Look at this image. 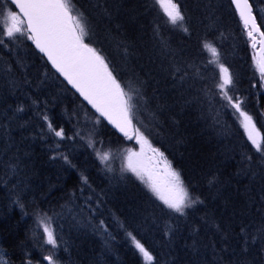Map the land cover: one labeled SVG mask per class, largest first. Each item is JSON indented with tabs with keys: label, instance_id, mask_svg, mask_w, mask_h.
I'll use <instances>...</instances> for the list:
<instances>
[{
	"label": "trees",
	"instance_id": "trees-1",
	"mask_svg": "<svg viewBox=\"0 0 264 264\" xmlns=\"http://www.w3.org/2000/svg\"><path fill=\"white\" fill-rule=\"evenodd\" d=\"M98 1L101 6L96 13L102 11L114 22L112 25L92 14L88 18L91 39L115 67L118 79L139 89L133 117L135 134L138 129L164 154L181 175L189 194L202 202L181 215L153 198L139 179L118 175L121 167L101 162L90 145L96 149V142H103L104 146L117 147L131 140L119 137L99 121L35 52L30 40H6L0 29V40L4 41L0 44V258L6 264H39L44 248L39 239L36 241L38 229L32 217L45 215L60 235L58 242L65 248L70 246L72 257L80 264H237L241 260L264 264L259 242L252 244L248 252L241 251L240 232L245 226L247 233L256 234L264 226V157L244 133L238 120L241 116L217 87L222 82V64L233 80L228 95L240 102L264 136V78L252 40L231 1L175 0L185 14L183 25L175 28L153 0ZM253 3L264 32L259 11L264 10V2ZM210 22L214 23L207 28ZM228 24L239 33L241 46L230 40ZM153 27L157 39L153 38ZM159 42L170 48L162 60L150 55ZM205 43L216 48V57L203 47ZM116 46L135 58L125 65ZM164 57H169L165 58L167 66ZM174 66L184 70L173 74L168 68ZM188 68L191 76L185 71ZM154 82H158L155 88ZM209 101L214 106H208ZM49 123L52 129H63V139L55 136ZM93 129H97V135ZM110 142L112 145H106ZM62 156H67L68 162ZM243 173L247 175L242 178ZM132 237L151 253V262L143 258Z\"/></svg>",
	"mask_w": 264,
	"mask_h": 264
},
{
	"label": "snow or ice",
	"instance_id": "snow-or-ice-1",
	"mask_svg": "<svg viewBox=\"0 0 264 264\" xmlns=\"http://www.w3.org/2000/svg\"><path fill=\"white\" fill-rule=\"evenodd\" d=\"M11 4L19 10H9L7 13V26L3 29V35L15 39L17 34L26 36V38L35 44V47L43 53L52 66L59 72L69 84L101 116L105 117L117 129L128 136V129L133 126L135 101L140 98L139 89H135L131 84H124L118 79L116 69L108 58L103 54L102 49L93 46L91 39L92 29L89 19L83 12L75 7L72 0H10ZM156 3L163 7V11L168 18V23L182 26L185 21V14L182 12L180 5L175 0H156ZM240 12L241 19L248 30V36L255 41L256 34L262 38L260 43L264 45V32L260 31L256 18L252 15L251 5L248 0H233ZM184 31H188L187 28ZM4 43L0 40V44ZM208 49L213 57H216L217 50L211 44L203 45ZM259 71L264 76V60L259 62ZM179 72V69L176 70ZM222 82L217 87L222 91L227 102L236 109L243 117V127L247 132L248 139L251 141L255 150L264 157V136H261L252 122V118L242 110L238 100L234 101L229 96L227 89L232 85V76L228 69L220 65ZM183 79V77H181ZM47 120V116L44 117ZM49 129L54 131L55 136L64 138L63 129H52L49 123ZM138 142L142 145L148 141L139 133L137 129ZM97 157L101 162H107L110 154L106 151L95 149ZM164 164L165 181L161 183L151 171H147L137 161L141 153L129 150L127 155V170L133 172L137 177L144 181L151 191L159 200L181 215L185 214V209L191 208L199 201L193 198L180 174L176 172L171 164L164 159L163 153L153 149ZM68 162L67 156H62ZM249 159H251L249 157ZM159 162V161H158ZM145 174L147 179H145ZM87 183V179L84 178ZM44 232L47 234V242L53 247L56 246L57 240L54 230L50 226V220L42 221ZM103 225V221H101ZM241 232V251L246 253L252 244L259 242L260 251L264 252V226L257 229L256 234H249L242 226ZM131 237V233L128 234ZM136 248L142 253L146 261H152L153 256L139 241L132 237ZM45 259L49 264H56L52 256ZM0 264H6L0 258ZM237 264H250L244 260L238 261Z\"/></svg>",
	"mask_w": 264,
	"mask_h": 264
},
{
	"label": "rangeland",
	"instance_id": "rangeland-1",
	"mask_svg": "<svg viewBox=\"0 0 264 264\" xmlns=\"http://www.w3.org/2000/svg\"><path fill=\"white\" fill-rule=\"evenodd\" d=\"M78 2H79V5H80V7L78 6V4L76 3V0H73V2H74V4L76 5V7L78 6L79 8H80V10H81V12H83L84 14H85V16H87L88 18L93 14L94 16H93V18H95V17H99L98 19H102V20H104L105 18L108 20L109 19V16L107 15V14H105L104 12H102V11H98V14L96 13V11L98 10V6L100 7L101 5H99V1L98 0H89V4H88V2L87 3H85V2H83L82 0H77ZM81 1V2H80ZM153 1H155V3H156V0H153ZM257 1H260L261 3H263L264 2V0H257ZM92 4V5H91ZM157 4V6L159 7V9H160V12L163 14V16H165V18L168 20V18H167V16H166V14L164 13V11H163V7L160 5V4H158V3H156ZM9 10H12V11H15L13 8H11V9H8V8H5L4 7V5L3 4H1L0 5V29H1V31H2V33H3V29L7 26V13H8V11ZM259 11L261 12V14H262V16H263V20H264V10H262V9H260L259 8ZM94 12V13H93ZM96 20H97V18H96ZM97 21H99L100 23H102L100 20H97ZM214 22H210L209 24H208V26H207V28H210V26L213 24ZM169 25L172 27V28H175L176 27V25H172L171 23H169ZM153 29H154V32H153V38L154 39H156V28H154L153 27ZM229 29H231V30H233L232 28H229ZM101 37V36H100ZM108 38V40L109 41H111L112 40V38H111V36H109V37H107ZM4 39H6V40H9V41H12V40H16V41H18V42H23V43H25V42H29L28 40H27V38H26V36H21V35H19V34H17V37L15 38V39H12V38H8L6 35H4ZM25 41V42H24ZM14 42V41H13ZM29 43H31V42H29ZM20 44H22V43H20ZM161 45V46H160ZM117 47V46H116ZM166 45L164 46V44L163 43H161L160 44V42H159V47L158 46H156V48H157V50H156V48H155V57H157L158 56V58L159 59H161L165 54H167L165 51H169V49H168V47H166ZM163 49V50H162ZM116 50H117V53L118 52H120V54H121V56L123 57V59L125 60V65L127 64L128 65V63L129 62H127V61H130V59H129V57L127 58V56H126V53H125V51H123L122 49H120V48H116ZM151 51V54L150 55H154V53ZM158 53V54H157ZM162 56V57H161ZM128 60H127V59ZM133 58H135V55H134V57ZM163 59V58H162ZM161 59V60H162ZM124 65V66H125ZM126 67V66H125ZM175 67V66H174ZM174 67H171V71L172 72H174V73H178L177 71H176V69H173ZM167 69V68H166ZM170 69V68H169ZM219 70H220V68H219ZM222 75V74H221ZM188 105V104H187ZM186 105V106H187ZM238 115H240V113L238 112ZM241 116V115H240ZM238 120H239V123H240V125H241V127H242V129H243V131H244V133L246 134V136H247V132H246V130H245V128L243 127V117L241 116V118H238ZM92 122H94L95 121V119H93V120H91ZM100 121V120H99ZM97 122H98V120H97ZM252 122H253V120H252ZM253 124H254V122H253ZM255 125V124H254ZM256 127V126H255ZM256 129H257V127H256ZM97 129H93V133L95 134V135H97V133H98V131H96ZM260 133V132H259ZM261 135V134H260ZM247 138H248V136H247ZM251 142V141H250ZM103 144H105V143H101V142H96V149L97 150H102V151H106V152H108L109 154H110V158H109V160L107 161V162H109L110 163V165H115L116 164V166H118V167H121L120 169H119V174L118 175H121V176H129V177H131V178H133L134 180H136V179H139L140 181H141V186L153 197V198H157L158 199V197L151 191V189L148 187V185L144 182V181H142L139 177H137L133 172H131V171H128L127 170V167H126V165H127V155H128V152H129V150H131L132 152H136V153H141L142 152V155L141 156H139V158H138V163L140 164V165H142L143 166V168L144 169H146L147 171H151V172H153V174H154V176L161 182V183H163L164 181H165V179H166V177L164 176V172H163V169H164V164H163V162L162 161H160V158H159V156H158V154L156 153V152H154L153 151V149H155V150H158V152L159 153H162L159 149H157L156 147H154L150 142H148L147 144H144V145H142L141 143H139L138 142V137H137V135H134V137L132 138V140L131 141H127V144L126 145H123V144H119V146H117V147H108V146H104ZM113 144H117V143H113ZM106 145H112V142H110V143H107ZM163 157H164V159H166V157L164 156V154H163ZM167 160V159H166ZM159 161V162H158ZM180 177H181V175H180ZM145 179H147V175L145 174ZM181 180H182V177H181ZM183 181V180H182ZM161 201V200H160ZM161 204L162 205H164L163 204V202L161 201ZM164 206H166V205H164ZM167 207V206H166ZM173 211V210H172ZM34 220H36V221H38L36 224V227H37V229H38V231H39V233H38V235H40V239H39V236L37 235L36 237H37V239H36V241H38V239L40 240V242H41V247L42 248H44V251L42 250V252L43 253H41L40 254V263L39 264H49L44 258H46V257H48V256H52L54 259L53 260H55V259H57V260H55L56 261V263L57 264H64V263H62L61 261H60V259H59V255H60V251L61 250H64V249H66V248H64L65 246L64 245H62L60 242H58V233H57V231L55 232V229L53 228V226H52V223H51V220H50V218L49 217H47V216H39V217H37V218H35V217H32ZM48 220H50V226H51V228L54 230V234H55V237H56V240H57V244H56V246L55 247H53V245H51V244H49L48 242H47V234L44 232V226H43V223H42V221H48ZM42 233V234H41ZM28 242V241H27ZM135 244V243H134ZM39 250H41V249H39ZM139 251V250H138ZM62 252V251H61ZM55 253V254H54ZM57 253V254H56ZM59 253V254H58ZM45 254V255H44ZM54 255H56V256H58L57 258H56V256H54ZM143 256V255H142ZM144 258V257H143ZM46 262V263H44V262ZM59 262V263H58ZM149 262V261H148ZM151 262V261H150Z\"/></svg>",
	"mask_w": 264,
	"mask_h": 264
},
{
	"label": "bare ground",
	"instance_id": "bare-ground-1",
	"mask_svg": "<svg viewBox=\"0 0 264 264\" xmlns=\"http://www.w3.org/2000/svg\"><path fill=\"white\" fill-rule=\"evenodd\" d=\"M231 1V0H230ZM248 2H249V4L251 5V7H253V5H254V3H253V0H248ZM0 3L1 4H3L4 5V7L5 8H8V9H11V8H14V6L8 1V0H0ZM72 3L74 4V2H73V0H72ZM75 5V4H74ZM75 7H76V5H75ZM77 9H79V7L77 6L76 7ZM236 16L238 17V19H239V21H240V23L243 25V27H244V29L246 30V32H247V36H248V30H247V28L245 27V25L241 22V17L236 13ZM105 21H107L108 23H113L114 22V18L113 17H109V19L107 20L106 18H105ZM232 22V21H231ZM156 23H159V22H157L156 21ZM155 24V23H154ZM233 24V23H232ZM231 24V25H232ZM113 25V24H112ZM231 25H229L228 24V36L230 37V40L232 41H235L236 43L235 44H238L239 46H241V42H240V37H239V33L237 32V31H233L234 30V26H231ZM157 26H159L158 24H157ZM161 26V25H160ZM162 27V26H161ZM155 28V27H154ZM158 28V27H157ZM224 28V27H223ZM229 28H232L233 30H231V29H229ZM161 30H163L162 28H161ZM168 31V30H167ZM214 32H215V30H214ZM223 32H225V31H223ZM220 33V32H219ZM226 33V32H225ZM168 34V33H167ZM178 34V33H177ZM176 34V35H177ZM223 34V33H222ZM175 35V34H174ZM173 35V36H174ZM93 35L91 34V37H92ZM168 36H169V34H168ZM172 36V37H173ZM226 36H227V34H226ZM226 36H224V38L226 37ZM181 37V36H180ZM184 37V36H183ZM219 37V36H218ZM221 37H223V36H221ZM249 37V36H248ZM169 38V37H168ZM171 38V37H170ZM178 38V37H177ZM212 38H214V37H212ZM220 38V37H219ZM100 39V38H99ZM157 39V38H156ZM163 39V38H162ZM174 39H176V38H174ZM184 39V38H183ZM215 39V38H214ZM221 39V38H220ZM161 40V39H160ZM159 40V41H160ZM164 40V39H163ZM169 40V42H172V41H170V39H168ZM219 40V39H218ZM222 40V39H221ZM180 41H181V38H180ZM183 41V40H182ZM189 41V40H188ZM32 42V41H31ZM156 42V41H155ZM186 42V41H185ZM185 42H183L184 43V45H185ZM219 43V42H218ZM234 43V42H233ZM156 44H158V43H156ZM171 44V43H170ZM172 44H174V42L172 43ZM188 44V43H187ZM186 44V45H187ZM194 44H195V41H194ZM200 44V43H199ZM214 44V43H213ZM159 45V44H158ZM167 45V44H166ZM175 45H176V43H175ZM216 45H218V44H216ZM221 45V43L219 44V46ZM129 46V45H128ZM161 46V45H160ZM170 46V45H169ZM174 46V45H173ZM172 46V47H173ZM189 46V45H188ZM188 46H186V47H188ZM130 47V46H129ZM133 47V46H132ZM191 47V46H190ZM221 47V46H220ZM236 47H237V45H236ZM131 48V47H130ZM166 48V47H165ZM199 48H201V46L199 45ZM168 49H170V48H168ZM184 48H182V50H183ZM188 49V48H187ZM187 49H185V50H187ZM198 49V47L196 48V50ZM237 49V48H236ZM240 48H238V50H239ZM131 50V49H130ZM132 50H134V49H132ZM157 50V49H156ZM163 50V49H162ZM175 49H173V51H174ZM190 50H192V49H190ZM195 50V51H196ZM200 50V49H199ZM152 51V50H151ZM153 52V51H152ZM166 53H167V51H165ZM181 52V51H180ZM187 52H189V50H187ZM197 52V51H196ZM238 52V51H237ZM133 53H136L135 51L133 52ZM154 53V52H153ZM173 53V52H172ZM172 53H170L171 54V56H172ZM175 53V52H174ZM186 53V52H185ZM190 53V52H189ZM158 54V53H157ZM176 54V53H175ZM182 54V53H181ZM188 54V53H187ZM196 54V53H195ZM199 54H201L200 52H199ZM133 54L132 53H130V52H127L126 51V56H127V58L129 57V59L130 58H133V56H132ZM154 55H155V53H154ZM180 55V54H179ZM179 55H177V56H179ZM185 55V54H184ZM165 56V55H164ZM170 56V55H169ZM174 56V55H173ZM177 56H176V58H177ZM186 56V55H185ZM190 56H192L191 54H190ZM198 56V55H197ZM196 56V57H197ZM199 56H201V55H199ZM158 57V56H157ZM162 57V56H161ZM179 57H181V56H179ZM126 58V59H127ZM165 58H168L169 59V57H164V61H165ZM186 58V57H185ZM168 59L165 61V62H167L168 61ZM184 59V58H183ZM183 59L182 60H179L178 62L176 61V63H179L180 61H183ZM188 59H190V58H188ZM192 59V58H191ZM193 59H195L196 61H197V59L196 58H193ZM128 60V59H127ZM174 60H175V58H174ZM187 60V59H186ZM195 60H192V61H195ZM226 60H228V58L226 59ZM131 61V60H130ZM173 61V60H172ZM184 61H185V59H184ZM190 61V60H189ZM188 61V62H189ZM199 61V60H198ZM127 62H129V61H127ZM170 62V61H169ZM199 62H202V61H199ZM204 62V61H203ZM242 62V61H241ZM240 62V63H241ZM173 63H174V61H173ZM183 63H185V62H182V65H183ZM193 63V62H192ZM192 63H191V66H192ZM243 63V62H242ZM167 64H168V62L166 63V66H167ZM171 64V63H170ZM180 64V63H179ZM190 64V63H189ZM197 64H200V63H197ZM162 65V64H161ZM172 65V64H171ZM178 65V64H177ZM176 65V66H177ZM239 65H242V64H239ZM183 66H185V65H183ZM190 66V67H191ZM162 67V66H161ZM161 67H159V68H161ZM165 67V66H164ZM187 67V66H186ZM199 67H200V65H199ZM240 67V66H239ZM154 68V67H153ZM177 67H174L173 69H176ZM185 68V67H184ZM192 68V67H191ZM197 67H196V65H195V70L197 71V69H196ZM201 68H203L202 66H201ZM245 68V67H244ZM243 68V69H244ZM155 69V68H154ZM154 69H153V71H154ZM164 69V68H163ZM166 69V68H165ZM164 69V70H165ZM169 69V68H168ZM183 69V68H182ZM147 70V69H146ZM149 70V69H148ZM147 70V71H148ZM151 70H152V68H151ZM150 70V71H151ZM167 70V69H166ZM172 69L170 68V71H171ZM181 69H179V71H180ZM184 70V69H183ZM183 70H181V72H180V74L182 73V71ZM189 70V68L187 69V70H185V71H187V73L189 72L188 71ZM53 71V70H52ZM127 71V70H126ZM152 71V72H153ZM156 71V70H155ZM158 71V70H157ZM163 71V70H162ZM192 71L194 72V70L192 69ZM200 71V70H199ZM204 71V70H203ZM202 71V72H203ZM245 71V70H244ZM243 71V72H244ZM54 72V71H53ZM123 72V71H122ZM124 72H125V70H124ZM149 72V71H148ZM147 72V73H148ZM160 72V71H159ZM167 72V71H166ZM172 72V71H171ZM192 72V73H193ZM55 73V72H54ZM155 73V72H154ZM163 73V72H162ZM169 73V72H168ZM179 73V72H178ZM197 73V72H196ZM195 73V74H196ZM199 73H201V72H199ZM245 73V72H244ZM244 73H242L243 75H244ZM56 74V73H55ZM156 74V73H155ZM159 74H161V73H159ZM173 74H174V72H173ZM176 74V73H175ZM190 74V76H191V73H188V75ZM202 74H204V73H202ZM241 74V75H242ZM246 74V73H245ZM57 75V74H56ZM152 75V74H151ZM150 75V76H151ZM167 75V77H168V75L169 74H166ZM171 75H172V73H171ZM187 75V74H186ZM206 75V74H205ZM247 75V74H246ZM58 76V75H57ZM163 76V75H162ZM180 76V75H179ZM185 76V75H184ZM189 76V77H190ZM195 76H197V74L195 75ZM195 76L193 77V80H194V78H195ZM59 77V76H58ZM152 77V76H151ZM164 77V76H163ZM172 77H174L173 75H172ZM176 77H178V75H176ZM181 77V76H180ZM239 77H240V74H239ZM60 78V77H59ZM153 78V77H152ZM156 78V77H155ZM175 78V77H174ZM187 78V77H186ZM207 78H208V75H207ZM210 78V77H209ZM208 78V79H209ZM61 79V78H60ZM159 79H160V77H159ZM162 79V78H161ZM165 79V78H164ZM188 79V78H187ZM191 79H192V77H191ZM202 79V78H201ZM205 79V78H204ZM62 80V79H61ZM166 80V79H165ZM170 80V79H169ZM179 80V79H178ZM207 80V79H206ZM210 80V79H209ZM243 80H244V77H243ZM63 81V80H62ZM153 81H155V80H153ZM163 81L164 80H162V82H160L161 84L163 83ZM167 81V80H166ZM171 81V80H170ZM174 81V80H173ZM173 81H171V82H173ZM187 81V80H186ZM199 81V80H198ZM202 81L204 82V80L202 79ZM208 81V80H207ZM144 82V81H143ZM187 82H189V83H191L190 81H187ZM212 82V81H211ZM245 82V81H244ZM63 83L68 87V85L63 81ZM155 83L156 82H154V88H155ZM177 83V82H176ZM182 84H183V82H181ZM186 83V82H185ZM195 82L193 81V84H194ZM247 83V82H246ZM157 85H158V82L156 83ZM164 84H166V83H164ZM172 84V83H171ZM171 84H169V85H171ZM181 84V85H182ZM211 84H213V82L211 83ZM243 84V83H242ZM163 85V84H162ZM169 85H168V87H169ZM177 85V84H176ZM191 85H192V83H191ZM248 85V84H247ZM140 86V85H139ZM149 86H150V83H149ZM148 86V88H150ZM164 86V85H163ZM206 86H210V85H206ZM160 87V86H159ZM173 87H175V86H173ZM242 87H243V85H242ZM156 88H158V87H156ZM165 88H166V86H165ZM176 88V87H175ZM181 87L179 86V89H180ZM193 88V87H192ZM206 88H208V87H206ZM68 89L70 90V91H72L69 87H68ZM169 89V88H168ZM173 88L171 87V90H172ZM210 89V88H209ZM246 89V88H245ZM245 89H244V91H245ZM247 89H248V87H247ZM150 90V89H149ZM160 90H161V88H160ZM174 90V89H173ZM176 90H177V88H176ZM182 90V89H181ZM180 90V91H181ZM195 90V89H194ZM249 90V89H248ZM251 90V89H250ZM249 90V91H250ZM152 91H154L153 90V88H152ZM156 91V90H155ZM167 91V90H166ZM165 91V92H166ZM187 91V90H186ZM253 91V90H252ZM73 92V91H72ZM157 92V91H156ZM171 92V91H170ZM169 92V94L171 95L172 93H170ZM177 92H179V91H177ZM182 92V91H181ZM74 93V92H73ZM158 93V92H157ZM168 93V92H167ZM211 93V92H210ZM213 93V92H212ZM242 93V92H241ZM250 93V92H249ZM252 94L254 93V92H251ZM75 94V93H74ZM159 94H160V91H159ZM165 94V93H164ZM176 94V93H175ZM81 101H82V103L94 114V111L87 105V103L80 97V96H78L77 94H75ZM149 95V94H148ZM178 95V94H177ZM180 95H183V93H181ZM212 95V94H211ZM241 95V94H240ZM151 96V95H150ZM208 96V95H207ZM206 96V97H207ZM168 97H170V96H168ZM172 97H174V95L172 96ZM177 97V96H176ZM180 97V96H179ZM215 98V97H214ZM207 100H211L212 101V98L211 99H207ZM217 100V99H216ZM259 100H260V98H259ZM204 101H206V100H204ZM211 101H209L208 103L207 102H205V103H207V105L209 104V103H211V104H213ZM202 102V101H201ZM220 102V101H219ZM218 102V103H219ZM210 104V105H211ZM202 105H203V103H202ZM202 105H200L199 104V106H200V108H201V106ZM210 105H208V106H210ZM216 105H217V103H216ZM212 106V105H211ZM213 106H214V104H213ZM207 107V106H206ZM213 109V108H212ZM201 110V109H200ZM211 110V109H210ZM215 110H216V108H215ZM202 111V110H201ZM218 111V110H217ZM200 112V111H199ZM198 112V113H199ZM203 112V111H202ZM215 112V111H214ZM201 113V112H200ZM206 113H208V109H207V112ZM212 114H213V111L211 112ZM99 120H101L102 122H104L105 124H106V122L104 121V120H102L100 117H98L96 114H94ZM203 115V114H202ZM210 114L208 113V116H209ZM214 115V114H213ZM212 115V116H213ZM216 115V114H215ZM214 117V116H213ZM212 117V118H213ZM216 117V116H215ZM214 117V118H215ZM211 118V117H210ZM133 124V126H132V132H131V134H130V136L129 137H127V138H124V137H121L120 135H118L113 129H111L107 124V126L113 131V132H115L119 137H121V138H123V139H129V140H132V138L134 137V135H137V134H135V128H134V123H132ZM232 133V132H231ZM219 134H221V132L219 133ZM229 135V134H228ZM233 135V134H232ZM215 136V135H214ZM231 136V135H230ZM213 137V136H212ZM215 138V137H214ZM218 138H219V135H218ZM214 140V139H213ZM218 140V139H217ZM220 140V139H219ZM218 140V141H219ZM216 141V140H215ZM214 142V141H213ZM216 143V142H215ZM222 143V142H221ZM220 144V143H219ZM223 144V143H222ZM220 146H223V145H220ZM218 147V146H217ZM226 147V146H225ZM237 174H235V176H236ZM245 175H247V174H242L241 175V177L243 178ZM240 176L238 177V178H241ZM253 177V176H252ZM208 178V177H207ZM230 179H232V178H230ZM234 179H236V177L234 178ZM249 179V178H248ZM206 180V179H205ZM233 180V179H232ZM242 180V179H241ZM241 180H237L236 181V183L238 182V181H241ZM244 180V179H243ZM242 180V181H243ZM246 180H247V177H246ZM252 180H254V178L252 179L251 178V182H252ZM245 182V181H244ZM251 182H249V183H251ZM253 182H255V180L253 181ZM239 183H241V182H239ZM238 183V184H239ZM243 183V182H242ZM215 184V183H214ZM205 185H206V182H205ZM211 186V185H210ZM214 186H216V185H214ZM221 186V185H220ZM236 186V185H235ZM187 187V186H186ZM238 187V186H237ZM216 188V187H215ZM217 188H218V186H217ZM214 189V188H213ZM222 189V188H221ZM7 217V216H6ZM8 218V217H7ZM34 223L36 224L37 222L36 221H34ZM37 225V224H36ZM196 225V224H195ZM200 225H203V224H199V226ZM202 227V226H201ZM205 227V226H204ZM245 227V226H244ZM195 228H197V227H195ZM199 228V227H198ZM191 229H193V228H191ZM205 230H206V227L204 228ZM203 229V230H204ZM27 231H29V230H27ZM32 231V230H31ZM40 231V230H39ZM39 231H38V233H39ZM189 231H191V230H189ZM200 231H202V230H200ZM37 232V231H36ZM37 233V234H38ZM195 233V232H194ZM205 233H206V231H205ZM42 234V233H41ZM190 234H192V231L190 232ZM196 234V233H195ZM30 235V234H29ZM34 235H35V233H34ZM34 235H32V236H34ZM59 235V234H58ZM189 235V234H188ZM187 235V236H188ZM39 236V239L41 238L40 237V235H38ZM60 236V235H59ZM190 236V235H189ZM28 237V236H27ZM186 237V236H185ZM198 236H196V238H197ZM233 237H235V236H233ZM7 238V237H6ZM187 238V237H186ZM188 238H191V237H188ZM61 239V238H60ZM198 239V238H197ZM200 239V238H199ZM233 238H231V240H232ZM237 239V238H236ZM239 239V238H238ZM187 240V239H186ZM188 240H191V239H188ZM195 240V239H194ZM26 241H28V239L26 240ZM33 241H34V239H33ZM61 241H63V240H61ZM64 242V244L66 243L65 241H63ZM1 243V242H0ZM60 243H62V242H60ZM232 244H234V243H232ZM31 245V244H30ZM229 245V244H228ZM27 246V245H26ZM232 246V245H231ZM230 246V247H231ZM235 246V245H234ZM5 247V246H4ZM40 247V246H39ZM66 249H64V250H61L60 251V255H59V259H60V261L62 262V263H64V264H80V260H75L73 257H74V251L70 248V246H67L66 245ZM23 248V247H22ZM34 248V247H33ZM32 248V249H33ZM65 248V247H64ZM232 248V247H231ZM237 248V247H236ZM27 249V248H26ZM36 249V248H35ZM228 249H230V248H228ZM43 250V249H42ZM94 250H96V249H94ZM234 250V249H233ZM30 251H32V250H30ZM38 251V250H37ZM36 251V252H37ZM231 251V250H230ZM229 251V252H230ZM235 251H236V249H235ZM25 252V251H24ZM96 253H97V251H96ZM100 253V252H99ZM26 254V253H25ZM55 254V253H54ZM57 254V253H56ZM59 254V253H58ZM93 254V253H92ZM94 254H95V252H94ZM28 255H29V252H28ZM36 255V254H35ZM45 255V254H44ZM102 255H103V253H102ZM10 256V255H9ZM30 256V255H29ZM33 256V255H32ZM38 256V255H37ZM54 256H56V255H54ZM68 256V257H67ZM73 256V257H72ZM93 256V255H92ZM96 256V255H95ZM230 256V255H229ZM7 257V256H6ZM17 257V256H16ZM21 257V256H20ZM58 256H56V258H57ZM67 257V258H66ZM91 257V256H90ZM105 257V256H104ZM129 257V256H128ZM39 258V257H38ZM95 258V257H94ZM99 258V257H98ZM100 258H101V256H100ZM100 258H99V260H100ZM8 259V258H7ZM40 259V258H39ZM45 259V258H44ZM54 259V258H53ZM103 259V258H102ZM3 260V259H2ZM48 263H49V261L47 260V259H45ZM55 260H57V259H55ZM73 260V261H72ZM181 260H182V258H181ZM58 261V260H57ZM72 261V262H71ZM88 261V260H87ZM86 261V262H87ZM187 261V260H186ZM185 261V262H186ZM40 262V261H39ZM44 262V261H43ZM102 262H103V260H102ZM107 262V261H106ZM44 263H46V262H44ZM59 263V262H58ZM97 263V262H96ZM42 264V263H41ZM57 264V263H56ZM60 264V263H59ZM83 264V263H82ZM131 264V263H130Z\"/></svg>",
	"mask_w": 264,
	"mask_h": 264
},
{
	"label": "water",
	"instance_id": "water-1",
	"mask_svg": "<svg viewBox=\"0 0 264 264\" xmlns=\"http://www.w3.org/2000/svg\"><path fill=\"white\" fill-rule=\"evenodd\" d=\"M9 2H10V0H8ZM232 1V4H233V6H234V8H235V10L237 11V13H238V15L240 16V12H239V10H238V8H237V5L236 4H234L233 3V0H231ZM11 3V2H10ZM249 3V2H248ZM13 5V4H12ZM14 6V8H15V10L18 12L19 10L15 7V5H13ZM251 10H252V15L254 16V14H253V8L251 7ZM241 17V16H240ZM255 17V16H254ZM241 21L243 22V20L241 19ZM257 23V22H256ZM243 24H244V22H243ZM256 35H258L259 36V34L257 33ZM259 38L260 39H262L260 36H259ZM257 41V40H256ZM261 41V40H260ZM259 44H260V49L257 51V53H256V57H257V59L259 60V62L261 61V60H264V45H262L260 42H259ZM32 46H33V48L35 49V51L40 55V56H42L45 60H46V62H47V64L50 66V68L68 85V87L75 93V94H77L78 96H80L86 103H87V105L94 111V114H96L98 117H100L102 120H104L105 122H106V124L111 128V129H113L118 135H120L121 137H124V138H127V137H129L130 136V134H131V132H132V127H130L129 129H128V136H125L124 135V133L123 132H121L119 129H117L113 124H111L105 117H103V116H101L100 115V113L99 112H97L96 111V109L95 108H93L92 107V105L91 104H89L88 103V101L87 100H85L84 98H83V96H81L80 95V93L79 92H77V90L71 85V84H69L68 83V81L59 73V72H57L56 71V69L52 66V64H51V62L50 61H48V59H47V57L43 54V53H41L40 51H39V49H37L36 47H35V44L32 42ZM257 46H258V43H257Z\"/></svg>",
	"mask_w": 264,
	"mask_h": 264
}]
</instances>
